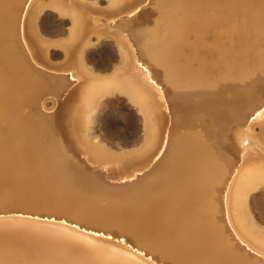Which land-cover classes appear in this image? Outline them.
<instances>
[{
	"label": "bare ground",
	"instance_id": "1",
	"mask_svg": "<svg viewBox=\"0 0 264 264\" xmlns=\"http://www.w3.org/2000/svg\"><path fill=\"white\" fill-rule=\"evenodd\" d=\"M115 95L132 146L100 131ZM263 95L264 0H0V215L89 231L2 217L0 264H264Z\"/></svg>",
	"mask_w": 264,
	"mask_h": 264
},
{
	"label": "rangeland",
	"instance_id": "2",
	"mask_svg": "<svg viewBox=\"0 0 264 264\" xmlns=\"http://www.w3.org/2000/svg\"><path fill=\"white\" fill-rule=\"evenodd\" d=\"M142 11L150 13L149 23L154 20L157 14V10L152 3L145 6ZM67 24L68 20H62L55 13L48 12L42 19L41 30L50 36H57L65 32ZM95 49H91L92 56L94 57L93 64L96 68H99L102 63L98 61ZM52 53L54 59H60L63 56V52L57 48ZM111 98L113 97H110L108 100V102L111 101L110 107L105 106L100 112V131L105 133V136L114 145L123 144L132 146L140 140L143 133L140 115L136 110L129 107L127 100L121 98L110 100ZM49 104H51V101H49Z\"/></svg>",
	"mask_w": 264,
	"mask_h": 264
},
{
	"label": "crops",
	"instance_id": "3",
	"mask_svg": "<svg viewBox=\"0 0 264 264\" xmlns=\"http://www.w3.org/2000/svg\"><path fill=\"white\" fill-rule=\"evenodd\" d=\"M50 11H47L46 13H48ZM42 14L39 18V27L41 29V22L43 17L45 16V14ZM47 35V34H45ZM50 36V35H48ZM112 38L111 40L108 39L106 41H104L102 44H100L98 47H96L95 51L97 52V59L99 62L102 63V65L97 68V70H100V72L103 73H108L111 72L120 62L121 59V54L118 48V45L116 43V39ZM55 48H51L50 49V55L53 54V50ZM89 53H87V61L89 64L94 63V57L92 56L91 50H88ZM120 58V59H119ZM91 62V63H90ZM95 66V65H94ZM107 71V72H106ZM113 98H111L110 100L114 99V98H121V99H125L128 102L129 107H131L132 109L136 110V108L128 101L127 97L123 96V95H115L112 96ZM109 100V98H107ZM108 102V101H107ZM111 102V101H110ZM110 102H108V104H106V107H110ZM137 111V110H136ZM138 113V111H137Z\"/></svg>",
	"mask_w": 264,
	"mask_h": 264
},
{
	"label": "water",
	"instance_id": "4",
	"mask_svg": "<svg viewBox=\"0 0 264 264\" xmlns=\"http://www.w3.org/2000/svg\"><path fill=\"white\" fill-rule=\"evenodd\" d=\"M31 0H29V2H30ZM29 3H27V5H28ZM47 11H50V10H47ZM46 11V12H47ZM45 12V13H46ZM44 14V13H43ZM42 17V16H41ZM42 31V30H41ZM42 33H43V31H42ZM44 34V33H43ZM51 58L52 59H54V57H53V55L51 54ZM107 101H108V99L106 98L104 101H103V103H102V108H104L105 106H106V104H107ZM264 112V111H263ZM262 112V113H263ZM256 115V114H255ZM253 116V117H255L254 119H256L257 117L256 116ZM9 216H19V217H23V218H31V219H33V220H36V221H40V222H48V223H55V224H64V225H66V226H71V228H74V230L75 231H77V232H80V233H82L83 235H86V234H88L89 233V231L88 230H86V229H84V228H80V227H76L75 225H72L71 223H67V222H63L62 220H58V219H55V220H52V218H49V219H47V217H38V216H32V215H28V214H12V215H0V218H2V217H9ZM33 224H31V225H29V226H32ZM40 230H43V231H45V232H49V234H44V235H46V236H54V235H58V233H55V232H53V231H50L49 229H44V228H41L40 227ZM93 233H90V235H92ZM58 236H61V235H58ZM93 236V235H92ZM96 238H102L103 240H107V241H111V242H113V243H116V244H119V241H116L115 239H110V238H108V237H102V236H99V235H94ZM5 237V233H2V234H0V239H2V238H4ZM121 245V244H120ZM124 248H126V246L124 247ZM127 249V248H126ZM130 251V250H129ZM142 258L144 259V261L146 262V261H149V262H151V264H158V263H154V261L152 260V259H150L149 257H147V256H145V255H143L142 256Z\"/></svg>",
	"mask_w": 264,
	"mask_h": 264
}]
</instances>
